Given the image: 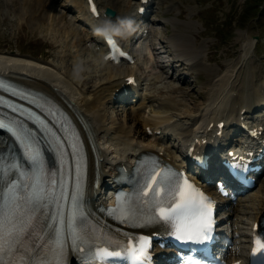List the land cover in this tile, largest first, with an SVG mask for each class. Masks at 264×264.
I'll return each instance as SVG.
<instances>
[{"label":"rangeland","instance_id":"obj_1","mask_svg":"<svg viewBox=\"0 0 264 264\" xmlns=\"http://www.w3.org/2000/svg\"><path fill=\"white\" fill-rule=\"evenodd\" d=\"M23 1L24 0H22V2ZM50 1L54 2L56 7H59L57 8L58 10H56L60 12L59 14L60 16L58 15V17L63 18V21L60 22L59 20V24H58L59 26L57 24H56L57 26L55 24L53 25V23L51 22L53 19L54 12H51L52 19L49 16L50 17V18L48 17L49 19L46 18L45 20H42L44 21V23L42 22L37 24L35 21L36 24H34V22L32 23L30 19L34 21V19L38 20L39 18L32 19L30 15H28L29 13H27L26 11L27 6H24L26 7V9H24L23 11L17 12L19 9H17V7L14 9L16 4H18L16 3L17 2L16 0H0V55H1L0 60L3 61L4 59L5 61V59H7V57L12 55L13 53H14L13 55L16 56H18L19 54L18 57H22V55L26 57L32 56V58L34 57L36 60L42 61L43 65H47L48 63L47 67L49 68L52 67L58 73L60 71L61 72L60 75L62 76L64 75V77H66L67 79L70 78L71 80H74V82H79L78 83L79 87L81 86L83 87V88L81 87V89H84L86 87L85 88L86 96L88 95L93 96L96 90L95 89L96 86H93L94 81L95 79L99 78V75L101 73L104 74V72L100 71L101 69L100 63L104 64L105 66H107L106 65L107 63L101 61L100 59L99 60L101 62L97 60L96 58V56L98 55L96 54L97 51L94 52V50H92V48H94V45L90 46L89 43L91 38H90V33L88 34V30H87L88 23L87 22L85 23L84 20L81 18L80 13L72 4L73 3L72 0H50ZM259 3H261V0H250V2L249 1L247 2L246 0H154L153 7L151 8V13L154 12L155 19H157L156 21L160 25V26L158 25L160 27V28L158 27L159 32L157 34H154V36H156L155 38L157 40H163L161 43L158 44L159 48L157 49V52L161 53V55L158 57L156 63L159 64V69H162L163 72L167 71L168 73L169 71V78H168L169 82L173 81L175 82L173 86L180 87L178 93L176 92L177 94L175 92L172 93L170 91H167L168 89L164 90L162 94V92H160L159 89L157 96H159V99L161 101L158 100L157 101L159 105H161L160 104L161 102L165 103L163 99L164 100L169 99L168 101H171L175 95L178 96L176 98L179 101L180 100L183 101H180L179 103L180 105L177 104L175 107H173L171 104L166 106L161 105L162 107L160 108L156 107V101H154V103H151V105L154 104L155 106L149 105V107L147 108L148 110L145 109L142 112V117H144L145 115L148 116L149 113L151 114L157 113V114H161V116H172L170 121L175 124L189 121V117L194 114L198 117H201V114L205 112L206 109H208V107L205 105L206 104H208V106L211 105V102L213 100L212 88L214 86V83H215V89L221 90L219 88L220 84L216 85V83H219L220 80H218V78L222 79L223 78L222 74L223 73L225 74V71L227 73V71L229 70H230L229 72L234 70V74H235V81L233 83L234 88L237 91L238 89H241V94L243 92V95L246 94L251 95L255 92L256 89L260 90L259 88H263L264 86V11L261 12L260 14L261 20L258 21L257 17L259 13H257V7ZM37 12H38L37 15H39L40 11ZM78 19L81 20V22H79ZM149 20L152 21L151 19ZM70 22L74 23L75 28L78 30V33H74V36L72 33H69V31H65L68 23ZM62 25L64 27H62ZM56 27L57 30H55ZM69 27L67 29H69ZM175 30H178V32L183 30L186 36L187 37L189 36L188 37L189 39L191 38V42L193 44L194 42L200 43L202 48L204 47L203 49L205 51L204 50H203L204 52L202 51V56H203L202 58L200 55V57L195 56L191 61L182 60L181 63L177 62L179 64V69L175 68V70L171 71V68L168 66L169 64L168 60L165 61L168 57H170V54L164 50L165 46L163 47V45L166 46L168 45L167 40L174 34ZM220 30H223V32H221ZM254 41H256L258 44V47L255 51H253L250 47L251 46L250 42L253 43ZM72 45H76V46H72ZM89 51L92 55L88 53ZM91 56L94 58H92ZM196 60L201 62V64H203L205 60V63L208 66H212L213 68H216L218 70L217 71L218 78L215 76L212 78V76L209 75L210 73L209 69L197 64ZM2 61H0V70L7 69L6 71H8V73L27 77L30 81H32L31 79L32 77H34V75H40L41 77L48 78L47 77L48 75L44 73V70H40L44 68H40V69L37 68L36 70L29 69L31 70L30 72L23 69L22 66L21 67L19 65L8 66L6 65L7 61H5L6 63L5 62L3 63ZM75 61H79L82 67L77 68ZM116 69H120V67L119 68L116 67ZM144 69L145 68L143 69L141 68V70ZM178 70H180L179 74L176 73V71ZM23 71L27 72V75H25ZM36 71L37 73L38 72L41 73L37 74L35 73ZM179 75L181 76L180 78L178 77ZM218 75L220 76L222 75V77ZM52 79L54 80V78ZM231 80L230 82H233L234 78H231ZM88 81L89 82L92 81V82L89 83ZM121 81L122 79L118 81L116 85L122 84ZM57 83L59 87H62L64 85V88L63 87L62 88L65 91L66 89L67 90L69 89L68 91H70V88L67 87V83L64 82L61 83L57 82ZM86 83L88 85H86ZM107 83L109 84L108 86L111 87L109 82H105V84ZM105 84L103 83V85L100 86L101 87L104 86L106 88L107 85ZM116 85L114 86L115 87L114 90L120 89L122 86L121 85L119 87ZM165 91H166L165 93L166 95L170 93L168 94L169 96L167 95L168 97L165 96L164 94ZM216 91L213 90V93L219 92ZM219 94L220 95L216 99H219L220 96L221 98L217 102H221L222 99H224V97L222 96H224L226 93L224 94L223 91H220ZM112 99H113V95L111 96V100L109 101L111 102ZM109 101H106L105 104L102 105L100 108L103 107L105 108V110L107 109L106 115L108 116L115 115L116 117L118 116L120 117V115H122L119 112L121 111V109L117 111L115 108L116 106H114L115 109L114 111L107 108L108 104L110 103ZM235 101H238V98L237 99L235 98L233 103H235ZM107 102L109 103L107 104ZM251 103L252 106L255 108L254 110H259V111L262 110L261 113L264 114V107L259 105L257 99L253 98L251 100ZM165 104H170V103L166 101ZM228 106L229 104L224 105L221 108V110L228 108ZM163 107H168V108H163ZM211 107L212 106H209V108ZM228 110L232 112V116H233L234 112L232 111L231 107ZM90 115L93 117L91 113ZM140 115L141 113L138 114V116ZM132 116L133 115L127 118L129 128L130 129L134 128L130 135H132L136 130V128L138 127V125H136V122H134L135 120L133 119ZM139 128H141V130L144 129L142 123H139ZM125 132H128V129H126ZM105 136L106 134L104 135L103 141L106 139ZM108 143L111 144L110 142ZM112 147H111L112 149L109 148L106 151L107 159L109 160L118 159L120 156L124 154L123 153L124 151L121 148L123 146H121L120 148L119 147L116 148L117 146L116 147L112 146ZM260 188H263L264 190V176L261 181V186L255 189L253 192L259 191ZM242 199H245V197ZM249 199H250V194H249ZM257 201L258 203L262 202V201L260 202L259 199ZM252 203L254 205L256 204L255 201H252ZM252 203L249 202V205H251ZM235 208L236 210L233 213L234 220L235 218H240L241 215L242 217V220L240 221L242 223L241 225L247 227L248 226L247 221L250 218L249 216H252L254 214L253 210L244 203L243 205H241V202L239 201L235 202ZM246 212H249V215H247ZM240 242L241 245L243 246L244 243H242V238H240Z\"/></svg>","mask_w":264,"mask_h":264},{"label":"snow or ice","instance_id":"obj_2","mask_svg":"<svg viewBox=\"0 0 264 264\" xmlns=\"http://www.w3.org/2000/svg\"><path fill=\"white\" fill-rule=\"evenodd\" d=\"M109 42L115 43L111 40ZM24 114L28 115L29 112L26 110ZM18 124L19 121L4 124V121L0 120V126L10 127L21 143L25 144V151L34 163H38L39 171L30 175L15 163L11 165V169H15L23 179H12L8 176L9 166L0 165V171L8 176L4 187L0 189V264H24L22 260L13 261V257L20 250L22 238H27L37 225L39 221L37 213L43 215L41 209L48 206L46 202L57 205L56 216L48 219L52 221L53 226L58 227L55 228L45 253L48 258L37 260L36 264H68V232L71 234V247L77 252L87 248L93 252V258H99L102 264H110L108 259L110 257L125 255L130 258L131 264H149L152 239L150 236H142L138 243L131 240L125 243L118 237L104 233L102 229L87 226L86 214L80 209L82 185L79 165L70 208L64 186H60L57 198L56 180L50 179L45 162L37 161L30 144L25 141L23 126L18 128L16 127ZM140 168L144 172L143 182L139 183L132 193L118 194V206L108 211L126 224L139 227L159 226L178 242L206 245L211 241L214 228L212 198L178 170L161 168L160 162L154 157L142 161ZM240 170H243V165H240ZM70 180L69 175L65 184L70 183ZM61 204L67 209L66 214L60 210ZM100 244L105 246L94 247ZM255 244L254 256L264 257V238L257 236ZM202 250L207 252V248ZM84 256L87 257V253H84ZM184 264L207 262L187 257ZM260 264H264V259Z\"/></svg>","mask_w":264,"mask_h":264},{"label":"bare ground","instance_id":"obj_3","mask_svg":"<svg viewBox=\"0 0 264 264\" xmlns=\"http://www.w3.org/2000/svg\"><path fill=\"white\" fill-rule=\"evenodd\" d=\"M16 1H17L16 3H18V4H16L14 9L17 7V9H19L18 11L16 9L17 12L23 11L24 9H26V7H24V6H27L26 11H27V13H29L28 15H30V17L32 19L39 18L38 20L34 19V21H32L30 19V21L32 23L34 22V24H36V23L38 24V23H42V22L44 23V21H42V20H45L46 18L49 19L52 16L51 12H54L53 19L51 17L52 21L50 20L53 23V25L54 24L58 25L59 24V20H60V22L63 21V18L58 17L60 12L56 11V10H58L57 8H59V7H56L55 3L50 1V0H24L25 2L24 1L22 2V0H16ZM119 1H123V0H102V2L100 4V7H101V9H103L104 6L106 7L107 5L114 4L115 7H118L120 9L121 6L120 7L118 6ZM72 2H73L74 7L80 13L81 18L84 19V21L87 22V23H89V22L92 23V24H90L92 29L96 30V28L103 22V20L95 19L90 14L85 0H72ZM51 3H53V4H51ZM37 11H40L39 15H37L38 14ZM151 20L154 21L153 19H151ZM35 21H36V23H35ZM78 21L81 22V20H79V19H78ZM149 22L151 23L150 20H149ZM49 25H50V23H49ZM62 27H64V26L62 25ZM68 27H69V29H67ZM156 29H158V27ZM55 30H57V27H56ZM63 30H64V28H63ZM65 31H69V33H72L73 36H74V33H78V30L75 28L74 23H72V22L68 23ZM134 33H136V32H134ZM67 34H68V32H67ZM66 36H68V35H66ZM95 36L97 37L96 40H94L95 44H100V42L98 40L101 39V41H102V37H103L102 33L97 32L95 34ZM154 37H156V36H154ZM188 37L186 36V34H185V32L183 30L179 31V32H178V30H175L174 34L171 36V38L169 40L171 47L178 53L179 57H178L177 60H180L182 58L184 60L191 61V60H193V58L196 55H197L196 57H199L202 54V50H203L204 47L202 48L200 43H195L194 42V44H193L191 42V38L189 39ZM70 39H71V37H70ZM67 41H68V39H67ZM65 42H66V40H65ZM68 45H69V43H68ZM72 46H76V45H72ZM103 46H104V43L102 41V47ZM94 52H96V51H94ZM88 53L90 55H92L90 53V51ZM92 53H93V51H92ZM99 53H100V55H99V58L97 57V60L99 62H101V61L105 62V60L103 59V50L101 49L96 54H99ZM13 54L8 56L7 59H5V61H7V63L4 61V59H3V61L2 60H0V61H2L3 63L5 62L6 65H8V66L9 65H16V66L19 65L20 67L22 66L23 69H25L27 71H30V72H31L32 69L36 70L37 68H39V69L40 68H44V69H40V70H44V73L46 75H48L47 77L50 78V79H48L46 77H41L40 75H34V77H32V79H31L32 81H30L27 77L18 76V75H14L12 73H8V71H6L7 69L3 70V71L1 69L0 73L3 72L4 75L7 74L11 78L17 79V80L25 83L26 85H29V86L34 87V88H37V89H39V90H41L43 92H47V93L53 95L56 99H59L72 112V114L75 116V118L83 126L85 134H86V139L88 141V145H89V148H90V152H91V148H92L91 145H92L94 147V150H95V151L93 150V152L96 153V156L98 158L99 167H101L102 164L105 165L106 162L112 164V166L115 164L116 160L108 161V159L104 156L106 151L109 148H111L112 146H114V147L117 146L116 148H118V147L120 148L121 146H123L121 148L124 151L123 153H125V152L128 151L127 147H126V145H128L130 150L127 153V155H125V156L122 155V157H127V156L130 157L131 153L135 152L133 150L140 144H145L146 146H149V145H156L157 143H163L161 141V138H159L158 136L153 137L152 135L147 134L146 130H141V128H139V123H143L144 126H146L148 124H151V125L154 126V128H162V129H164L165 132H167L168 129H173V131H174V128L176 127L175 128L176 131H174V133L179 134L178 135L179 138H181V136H183V137H185V139H187V138H189V136L191 134V132L189 131V130H191L190 127L186 128V126L171 124L172 122L170 120H171L172 116H157L156 115L157 113H154V114L149 113L148 116L144 114L145 116L142 117V112L143 111L140 110V111H138L137 114L132 116L133 119L135 120L134 122H136V125H138V127L136 128L134 133L132 135H130L133 129H130L129 125H128L127 118H129V116H131V113H129L128 110L127 111L123 110L122 112H120V114H122V115L118 114V115H120V117L119 116L116 117L115 115H110V116L106 115L107 114V112H106L107 109L105 110V108H103V107L100 108V107L102 105H104L106 101L111 100V96L113 95L114 88H115L114 86L118 83V81L121 80L120 76L122 74L119 69H115V67L112 66V63H110V64L107 63V66H105L104 64L100 63V67H101L100 71L104 72V74L101 73L99 75V78L95 79L94 85L92 84L93 86H96L95 87L96 90L94 92L95 94L93 93L94 94V95L92 94L93 96H90V95L86 96V94H85V88L86 87L84 89H81L82 86L80 85L81 87H79V84H78L79 82H74V80H71L70 78L67 79L66 77H64V75L63 76L60 75V73H61L60 71L58 73L52 67L51 68L53 70L51 68L47 67L48 63H47V65H43L42 61H38L34 57L32 58V56L31 57H26V56L22 55V57H18L19 54H18V56L13 55ZM138 54H140V53H138ZM153 54H154L153 49H152V47H150V54L149 55L151 56ZM203 55H204V53H203ZM92 58H94V57H92ZM148 58H149L150 62H152V59L150 57H148ZM171 61H172V59L169 58L168 62H171ZM194 61H195V59H194ZM75 62H76V67L77 68L82 67V65H80L79 61H75ZM147 62H149V61H147ZM3 63H1V64H3ZM172 64H173V66H176L174 61H172ZM194 64H195V62H194ZM197 64L209 69V72H210L209 75L212 76V78L214 76L217 77V71L218 70L216 68H213L212 66H208L205 63V60H204L203 64H201V62H199V61H197ZM44 66H46V67H44ZM229 66H231V65H229ZM1 68H3V67H1ZM29 69H31V70H29ZM10 70H9V72H10ZM35 70H33V71H35ZM231 70H233V69H231ZM97 71H99V70H97ZM229 71H227V73L225 71V74L224 73L222 74L223 75L222 79L217 77L218 80H220L219 83H221V86H220V87H222L221 91H223V89H225L227 84H228L229 73H230ZM30 72H29V74H30ZM23 73L25 75H27V72L23 71ZM35 73H37V71ZM33 74H34V72H33ZM153 74L154 73L152 72V73L148 74L147 78H145L147 80L146 83L150 82V84H149L150 87H153L155 85L154 80L156 78H163L164 77V73L163 72L156 73L155 76H153ZM31 75H32V73H31ZM222 75L221 76L218 75V76L222 77ZM232 76H233V72H232ZM139 77H142V76H139ZM52 78H54V80H56V81H54ZM51 80H53L55 83L53 81H51ZM92 81H93V79H92ZM92 81H90V82H92ZM151 81H153V82H151ZM57 82L67 83V87L70 88V91H68L69 89L67 90L66 88H65L66 89V91H65L63 89L64 85L62 86L63 88L59 87ZM105 82H109L111 87L108 86L109 85L108 83L105 84ZM170 82H173V81H170ZM170 82L166 83L164 85V87L169 88V90L173 93L174 91H177V89L174 88L175 86L173 87ZM103 83L105 85H107L106 88L104 86H102V87L100 86V85H103ZM216 84H218V83H216ZM86 85H88V84L86 83ZM121 85L122 84H118L116 86L120 87ZM214 85H215V83H214ZM154 88H156V86H154ZM122 89H123V87L121 86L120 90H122ZM165 93H166V91L164 92V94ZM162 94H163V91H162ZM168 94H170V93H168ZM255 94H256L257 97H259V99H258L259 102L263 103L264 102V91L262 92L261 90H257L256 89L255 90ZM119 95H121V93H119ZM167 95L165 94V96H167ZM174 97H178V96L175 95ZM174 97L169 102L170 104H165L166 102L165 103L161 102L160 104L162 106H166V105H171L172 104V106L175 107L177 104L180 103V101H183V100L179 101L177 98H174ZM222 97H224V99H222L221 102H216V104L212 106L213 107L212 109L209 108L210 105L209 106H208V104L205 105V106L208 107V109L205 110V112L201 116L202 118H199V117H196V116H194L192 118L193 123H199L200 124L199 126H196L194 129L201 130L202 129V124L204 122H206V124H208L214 118L215 119L226 118L228 120V124H229V122H233L232 112L230 110H228V108H225V109L221 110V108L224 105H228L229 104V94L226 93ZM235 98L237 99L238 97H235ZM122 99L123 98H121V100ZM109 102H107V104ZM248 103H249V101H248ZM107 104H106V106H107ZM153 105H151V106H153ZM233 106H234V103L231 104L230 107H231L232 111L235 112V108ZM248 107H250L249 104H248ZM101 109H103V110H101ZM219 109H220V111H219ZM90 113L95 118H93L90 115ZM123 113H125V114H123ZM139 113H141L140 116H138ZM191 113H192V111H191ZM146 117H148V118H146ZM109 118H110V120H109ZM106 121H108L109 123L106 122ZM226 128H228V126ZM123 129H125V130L128 129V132H122ZM105 134H106L107 137L105 136L106 139L104 140V145H103L102 140L104 139V135ZM3 136L4 135L2 134V136L0 137V147L4 146L7 143V141H5L2 138ZM108 142H110L111 144H109ZM119 145H121V146H119ZM94 153L91 152V175H94L95 171H96V166H95V163H94V158H95ZM170 153L174 154L175 151L174 152L170 151ZM113 170H114V168H113ZM97 171L99 173H102V169L101 168H99V170H97ZM103 172H104V176H105V171L103 170ZM93 183H94V181L90 184V188H93ZM103 184H106L105 178L103 180ZM258 187H260V186H258ZM258 187L254 188L253 190L251 189L252 191H250L249 194H250V200L251 201H255L256 202V204H255L256 207L261 208L263 203H264V195H263L264 194V190H263V188H260L259 191L253 192ZM242 198H244V197H242ZM258 199L260 200V202L261 201L262 202L258 203V201H257ZM247 205H248V203H247ZM258 212H259V210L255 211V213L251 216V218H257L258 217ZM246 214L249 215V212H246ZM244 228H245V226L242 227V229H237L236 231L240 232L243 235V237H244L243 241H247L248 240L247 239L248 238L247 235L249 233ZM233 237H235V236L233 235ZM236 242H237V240H235V243ZM241 248H243V246L238 248L236 250L237 251L236 253L240 252L239 254H242ZM231 253H233V251H231Z\"/></svg>","mask_w":264,"mask_h":264},{"label":"clouds","instance_id":"obj_4","mask_svg":"<svg viewBox=\"0 0 264 264\" xmlns=\"http://www.w3.org/2000/svg\"><path fill=\"white\" fill-rule=\"evenodd\" d=\"M134 21L131 18L118 19L117 21L105 20L97 28L96 31L110 36L112 33H117L122 28L132 29Z\"/></svg>","mask_w":264,"mask_h":264}]
</instances>
